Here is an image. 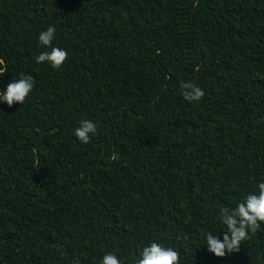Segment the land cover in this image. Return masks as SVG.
I'll list each match as a JSON object with an SVG mask.
<instances>
[{"label": "trees", "instance_id": "trees-1", "mask_svg": "<svg viewBox=\"0 0 264 264\" xmlns=\"http://www.w3.org/2000/svg\"><path fill=\"white\" fill-rule=\"evenodd\" d=\"M49 25L58 70L33 59ZM0 61V90L35 81L0 102V264H133L153 241L180 264H264V222L239 252L204 244L264 181V0H0Z\"/></svg>", "mask_w": 264, "mask_h": 264}, {"label": "clouds", "instance_id": "clouds-1", "mask_svg": "<svg viewBox=\"0 0 264 264\" xmlns=\"http://www.w3.org/2000/svg\"><path fill=\"white\" fill-rule=\"evenodd\" d=\"M55 26L49 25L45 31H41L38 37L39 43L50 49L41 52L33 59L37 64L49 63L52 68L60 69L68 58V52L60 47L53 46L56 33ZM3 64V61H0ZM5 69H0V76ZM34 78L30 74L20 73L19 77L8 83L6 90H0V102L9 107L14 104H23L34 88ZM181 94L189 102H199L205 92L197 84L191 81L181 82ZM97 132V125L90 120H82L80 126L75 129V136L83 144L90 143V134ZM218 220L227 229L221 240L216 233L207 232L205 243L209 252L217 257H225L227 254L240 251V245L249 238V232H256L264 222V181L257 185L255 193H248L246 197L234 208L221 207ZM181 257L173 247L165 246L156 241L143 246L139 255L133 260V264H180ZM78 264V261H77ZM100 264H122L121 259L114 253L108 252L103 256Z\"/></svg>", "mask_w": 264, "mask_h": 264}]
</instances>
